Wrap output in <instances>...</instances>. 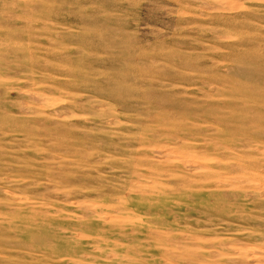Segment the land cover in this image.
I'll return each instance as SVG.
<instances>
[{"label":"rangeland","instance_id":"obj_1","mask_svg":"<svg viewBox=\"0 0 264 264\" xmlns=\"http://www.w3.org/2000/svg\"><path fill=\"white\" fill-rule=\"evenodd\" d=\"M0 264H264V0H0Z\"/></svg>","mask_w":264,"mask_h":264}]
</instances>
